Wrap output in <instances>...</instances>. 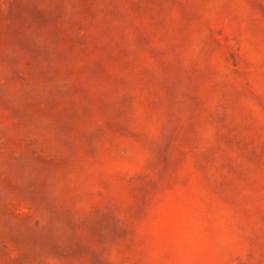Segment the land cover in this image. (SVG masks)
Wrapping results in <instances>:
<instances>
[{"label":"rangeland","instance_id":"obj_1","mask_svg":"<svg viewBox=\"0 0 264 264\" xmlns=\"http://www.w3.org/2000/svg\"><path fill=\"white\" fill-rule=\"evenodd\" d=\"M0 264H264V0H0Z\"/></svg>","mask_w":264,"mask_h":264}]
</instances>
